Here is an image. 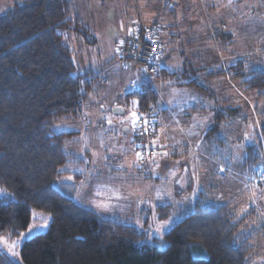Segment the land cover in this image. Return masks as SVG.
<instances>
[{"label": "trees", "instance_id": "obj_1", "mask_svg": "<svg viewBox=\"0 0 264 264\" xmlns=\"http://www.w3.org/2000/svg\"><path fill=\"white\" fill-rule=\"evenodd\" d=\"M73 2L21 0L0 14V191L9 194L0 195V238L18 237L37 211L49 216V224L46 231L22 242L17 253L21 264H251L256 247L252 231L247 229L250 212L238 216L232 204L207 202L202 191L177 209L168 202L156 203L153 213L157 221L173 214L176 219L160 238L149 241L128 220L103 216L55 187L65 176L80 177L78 171L66 169L82 165L83 157L66 149L78 131L55 133L53 128L60 121L81 117L97 81L89 71L74 73L68 36L74 35L86 45L95 40L75 14ZM160 24L165 44L162 62L167 43L176 37L169 24ZM245 57L221 61L224 69L208 77L228 75L239 80L240 88L255 94L253 110L264 136V50L258 56ZM183 71L157 67L154 75L208 94L199 79L184 82L180 78ZM235 93L221 96L222 103L232 107L213 110L215 124L204 135L210 146L225 148V140L219 136L221 124L241 117L238 106L234 107L238 102ZM129 97L139 101V109L163 112L147 79L139 90L126 95V101ZM258 147L257 143L244 149L242 167L247 171L258 167ZM169 151L173 158L186 154L185 147ZM0 264L18 263L0 249Z\"/></svg>", "mask_w": 264, "mask_h": 264}, {"label": "rangeland", "instance_id": "obj_2", "mask_svg": "<svg viewBox=\"0 0 264 264\" xmlns=\"http://www.w3.org/2000/svg\"><path fill=\"white\" fill-rule=\"evenodd\" d=\"M73 5L75 14L95 40L94 44L86 45L74 35L68 36V45L74 53V73L89 71L97 76V81L83 105L81 117L77 121H60L53 128L55 133L78 131L77 138L66 149L83 157L82 165L66 169L78 171L80 177L65 176L55 187L103 216L128 220L143 230L149 241L152 237L160 238L176 219L173 214L165 221H157L153 213L156 203L168 202L177 209L191 203L198 191H202L207 202L232 204L238 216L250 212L247 229L252 231L256 247L251 264H264V136L261 121L253 110L255 94L240 88L239 80L228 75L208 77L224 69L221 61L234 59L236 55L258 56L264 50V0H74ZM5 11L0 10V14ZM137 13L145 23L157 20L174 29L175 41L167 43L168 60L162 61L159 68L163 63L166 69H182L180 78L184 82L199 79L197 82L208 92L202 100L193 88L156 86L158 103L171 108L166 116L150 111L161 125L156 142L166 141L165 127H171L173 120L178 119L179 113L175 110L178 103H186V113L190 115L193 110H201L200 104L197 109L193 104L197 99L205 104L213 102V110L225 111L232 106L223 104L221 96L223 93L232 96L233 90L234 98L238 99L234 107L238 106L241 117L221 124L219 136L225 140V148L213 147L204 141V135L215 124L213 119L207 121L211 115L214 117L213 111H206L197 117L198 126L195 124L192 135L194 152L201 158L195 155L186 164L194 154L192 151L184 157L179 155L175 162L167 156L169 151L161 148L146 164L138 160L131 113L139 108L132 104L137 99L129 97L126 101V95L139 89L141 77L137 78L133 70L123 65L116 53ZM190 38H195L193 43ZM229 79L233 85L227 84ZM115 107L123 113L114 114ZM257 143L258 167L247 171L242 167L244 149L247 145L256 147ZM0 195L9 196L4 191ZM45 224L48 227L49 216L33 211L30 225L21 233L24 235L11 239L1 237L0 249L21 264L17 257L19 247L24 240L46 231L47 227H41ZM157 228L161 229L159 233L155 231Z\"/></svg>", "mask_w": 264, "mask_h": 264}, {"label": "built area", "instance_id": "obj_3", "mask_svg": "<svg viewBox=\"0 0 264 264\" xmlns=\"http://www.w3.org/2000/svg\"><path fill=\"white\" fill-rule=\"evenodd\" d=\"M136 17L132 28L120 40L116 53L119 61L134 72L144 77L153 76L157 72L158 64L165 56V44L162 38L164 30L157 21L145 23L138 13ZM136 113L140 119L137 131L132 129V133L135 139L136 155L137 153L140 154L137 158L145 163L149 159H154L157 151L162 147L159 145L152 146L156 124L153 114L150 111L139 109ZM145 121L148 122L147 133L142 131Z\"/></svg>", "mask_w": 264, "mask_h": 264}, {"label": "crops", "instance_id": "obj_4", "mask_svg": "<svg viewBox=\"0 0 264 264\" xmlns=\"http://www.w3.org/2000/svg\"><path fill=\"white\" fill-rule=\"evenodd\" d=\"M19 1H21V0H0V10H7L14 2H19ZM80 18V17H79ZM156 21V20H155ZM159 22V21H158ZM170 28V30H171V34H173V30L171 29L172 27L170 26L169 27ZM124 37V36H123ZM122 37V38H123ZM121 38V39H122ZM167 61L168 60V58H167V55H166V58L163 60V61ZM160 64H161V62H160ZM160 64H159V66H160ZM158 66V67H159ZM162 67H163V63H162ZM130 69V68H129ZM167 69H169V70H174V69H171V68H167ZM133 73H135V76L137 77V78H139L138 76H140L141 77V79L139 78V82H138V88L140 89V86H141V82H142V80L143 79H147V80H149V82H150V84L152 85V87H153V89L155 90V92H156V86H160V87H162V86H166V87H170V88H172V87H183V88H186V89H190V88H193L194 90H196V96H199L200 97V99H202V100H204L203 98H204V96H205V94H204V92L203 91H199V90H197L196 88H194V87H192V86H189V85H173V84H171V82H169V81H166V80H162V79H160L159 77H156L155 75H153V76H147V77H144V76H142L141 74H139V73H137V72H134L133 71ZM226 81H228L227 82V84L228 85H233L232 83H234L233 81H231V82H229L230 81V79L229 80H226ZM162 84H164V85H162ZM138 89V90H139ZM199 91V92H198ZM156 94H157V92H156ZM189 94L190 95H193L192 97H194L195 95H194V93L192 92V91H190L189 90ZM233 94H234V92H233ZM195 96V98H197ZM157 97H158V94H157ZM159 98V97H158ZM179 98H182V96H179ZM161 100V99H160ZM165 100V99H164ZM199 101V99H197L196 100V103H193V100H192V103L193 104H196V109L198 108V104H200L202 107H199L198 109H201V110H193V109H190V110H193L192 111V114L190 115L189 113L187 114L186 113V111H187V109H186V107H185V104L186 103H178L177 105H176V108H175V110H177V112L179 113V117H178V119H176L175 118V121L173 120V124L171 125V127H168V126H166L165 127V142H162V143H158V142H156V135H157V133H158V130H161V125H160V123L156 120L155 122H156V133H155V137H153V139L155 140H153V142H155V144H157V145H159V146H161L163 149H167L168 151L170 150V148H172V147H175V148H184L185 147V149H186V153L188 154V153H190V152H194L195 151V145H194V143H193V138H192V135H193V132L196 130V125L198 126V124H197V122L196 121H198V118L197 117H199V115H201V113L203 114L204 112H212L213 111V102H211V101H207V104H205V103H203V101ZM188 104H189V101H188ZM204 104V105H203ZM161 104H159V108H160V111H163L162 112V114L164 115V116H166V114L168 113V111L171 109L170 107H166V106H160ZM189 106V105H188ZM201 112V113H200ZM209 116H210V114H209ZM213 118H212V115L210 116V118H207V121H210V120H212ZM77 121V120H76ZM196 122V123H195ZM196 124V125H195ZM165 125H166V123H165ZM72 130H74V129H72ZM75 141V140H74ZM73 141V142H74ZM133 141H134V137H133ZM72 142V143H73ZM135 142V141H134ZM202 145V144H201ZM75 153V152H74ZM85 153H87V154H89V152L88 151H85ZM77 154V153H76ZM175 154V153H174ZM187 154H182V155H180L181 157H184L185 155H187ZM192 154V153H191ZM78 155V154H77ZM176 155V154H175ZM195 155H197L196 157H199V158H201L200 157V154L197 152V153H195L194 152V154H192V155H190L189 156V160H187V163L186 164H189V163H191L192 162V159L195 157ZM86 156V155H85ZM167 156H170V157H172L171 156V153H170V151H169V153H168V155ZM173 158V157H172ZM174 160H175V162H177L178 161V159H177V157L176 158H173ZM181 159H184V158H181ZM180 162H184V160H181ZM155 163H157V161H155ZM142 164H146V162L145 163H142ZM226 169L228 168V167H225ZM227 172V171H226ZM198 192H200V191H198ZM83 206V205H82ZM97 213H99V212H97ZM100 214V213H99Z\"/></svg>", "mask_w": 264, "mask_h": 264}, {"label": "snow or ice", "instance_id": "obj_5", "mask_svg": "<svg viewBox=\"0 0 264 264\" xmlns=\"http://www.w3.org/2000/svg\"><path fill=\"white\" fill-rule=\"evenodd\" d=\"M121 43H123V42H121ZM132 104H133L134 107H138L139 101L133 100L132 101ZM131 116L133 117V120H132V129H133V131H137V125H138V121H139L140 117L137 116V113L135 111H133L131 113ZM142 131H143V133H147L148 132V122L147 121L144 122V127H143ZM152 146L153 147L155 146V142H153V145ZM145 147H148V146H145ZM165 155H167V153H165ZM137 156L139 157L140 154L137 153ZM69 179H71V177H69ZM97 207H100V205H97ZM41 227H47V224L42 225ZM31 231H32V229H29V233H31ZM155 231L157 233H159L161 231V229L157 228ZM21 235L23 236L24 234H21ZM13 255H14V253H13Z\"/></svg>", "mask_w": 264, "mask_h": 264}, {"label": "water", "instance_id": "obj_6", "mask_svg": "<svg viewBox=\"0 0 264 264\" xmlns=\"http://www.w3.org/2000/svg\"><path fill=\"white\" fill-rule=\"evenodd\" d=\"M113 113L114 114H122L123 113V110L121 108H119V107H115L113 109Z\"/></svg>", "mask_w": 264, "mask_h": 264}]
</instances>
